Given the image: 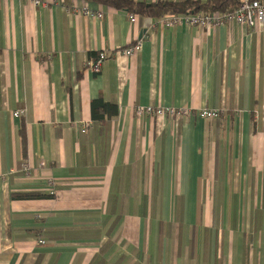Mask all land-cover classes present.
Masks as SVG:
<instances>
[{
	"label": "crops",
	"instance_id": "0c3cea01",
	"mask_svg": "<svg viewBox=\"0 0 264 264\" xmlns=\"http://www.w3.org/2000/svg\"><path fill=\"white\" fill-rule=\"evenodd\" d=\"M129 13L0 0V264H264V26Z\"/></svg>",
	"mask_w": 264,
	"mask_h": 264
},
{
	"label": "built area",
	"instance_id": "2783aa9c",
	"mask_svg": "<svg viewBox=\"0 0 264 264\" xmlns=\"http://www.w3.org/2000/svg\"><path fill=\"white\" fill-rule=\"evenodd\" d=\"M34 4H40L41 0H32ZM148 2H165V1H178V0H145ZM203 1V0H201ZM98 17L102 16L101 12L96 13ZM129 18L131 21L136 20V15L133 12L129 13ZM235 22L237 24L255 27L257 25L264 26V4L259 0H240L238 7L231 12H220V11H198V12H189V13H175L167 14L159 19H155L153 24H162L165 27H174V26H197L202 28H208L211 26H218L223 23ZM141 48L140 40L135 41L119 51L126 56L134 54L136 51H139ZM108 53L105 51H100L97 58L89 63L91 69L95 72L100 70L102 62L106 59ZM221 110L211 109V108H200L196 113L199 117L202 118H216L220 115ZM23 113L22 110H16L13 112L14 116H20ZM155 114L158 115H170L178 117L180 115H185L189 113L188 109L184 108H173V107H154L151 105L148 106H138L136 107V114ZM23 170L28 173V166L24 165ZM38 243H44L45 240L41 236L37 240Z\"/></svg>",
	"mask_w": 264,
	"mask_h": 264
},
{
	"label": "trees",
	"instance_id": "16d2710c",
	"mask_svg": "<svg viewBox=\"0 0 264 264\" xmlns=\"http://www.w3.org/2000/svg\"><path fill=\"white\" fill-rule=\"evenodd\" d=\"M103 5L133 12L143 17L155 20L167 14L189 13L198 11L231 12L235 10L240 0H178L165 2H148L145 0H93ZM261 3L262 1L259 0ZM117 113V106L104 101L101 97L91 100V115L93 120H102L104 116L111 117ZM12 198H37L47 194L37 191L12 192Z\"/></svg>",
	"mask_w": 264,
	"mask_h": 264
}]
</instances>
